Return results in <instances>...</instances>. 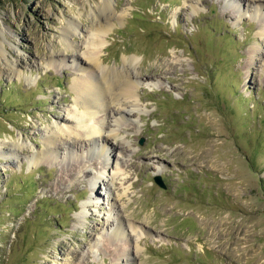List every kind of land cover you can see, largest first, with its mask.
Returning <instances> with one entry per match:
<instances>
[{
	"label": "rangeland",
	"instance_id": "1",
	"mask_svg": "<svg viewBox=\"0 0 264 264\" xmlns=\"http://www.w3.org/2000/svg\"><path fill=\"white\" fill-rule=\"evenodd\" d=\"M104 16L102 65L138 73L136 107L107 160L98 139L63 136L36 161L70 125L77 58ZM262 32L264 0H0V264H115L127 238L109 241L106 220L124 186L134 264H264ZM113 168L127 182L110 191L97 176Z\"/></svg>",
	"mask_w": 264,
	"mask_h": 264
},
{
	"label": "bare ground",
	"instance_id": "2",
	"mask_svg": "<svg viewBox=\"0 0 264 264\" xmlns=\"http://www.w3.org/2000/svg\"><path fill=\"white\" fill-rule=\"evenodd\" d=\"M104 1L105 4L108 5L110 0ZM106 18L107 16L97 17L98 23H95L96 26L93 27L90 36L87 37L86 49L82 53V56L77 58V69L81 73L74 78L73 81L76 107L74 110L69 111L67 118H65V121L70 123V125L65 124L64 126H61L55 124V128L44 135V152L34 154L33 159H36V161L41 159V157L45 159V157L54 156L56 158L58 155V149L64 145L62 142L63 136L71 139L73 143L78 142L79 138H81L82 140H89L94 144L95 139H98L100 142L101 153L107 160L112 153L110 149L115 145L112 140H115L119 136V130L115 126H118L119 121L122 118L124 119V116L130 114L136 107V103L133 101L137 98L134 97L133 90L135 82L138 80V73L134 70H128L126 67H110L102 65L100 52L102 51V48H104L103 43L105 41L103 42L101 39L100 32L105 26L106 22L104 20H106ZM77 31L78 26L72 21L63 28L62 42L64 43V49L71 48L72 42L69 38L75 36ZM261 34H264V32ZM72 49H74V47ZM16 66L7 61V67H9L8 69L11 71H15ZM111 104H117L120 107H124L113 111V109L110 108ZM76 108L79 111H77ZM96 111L103 113L97 123L92 121ZM103 117H110V122L106 121L107 123L104 124ZM123 141H125V139ZM19 146H22L21 143L11 144L9 155L16 156L18 153L17 148ZM126 148L128 147L126 146ZM115 159H117V157H115ZM104 165V168H106L108 162H104ZM112 170H114V168ZM99 174L100 175L97 176V178L100 179L110 191L112 190V186L116 179L119 181L118 184L120 185L127 182L123 173L118 174L117 168L111 172L112 175L110 178L102 176L103 172H100ZM105 178H107V180H105ZM95 184L96 182L93 183L92 187L94 201L91 203H93L95 209L98 211V207L101 205L98 201L101 193L94 187ZM127 190L128 186H124L117 194L113 193L110 203H113L115 211L113 215L115 218L110 221L106 220L107 227L110 229L109 241H120L124 236L127 238V245L125 244V247L122 249H117L116 253L113 254L116 261L115 264H134L135 256L140 255V252L138 251L139 243L136 242L135 244H132L131 241V233L135 231L136 227L134 226V221H124L118 212V209H120L118 199L120 200V196H126ZM126 226L130 228L132 232H128Z\"/></svg>",
	"mask_w": 264,
	"mask_h": 264
},
{
	"label": "water",
	"instance_id": "3",
	"mask_svg": "<svg viewBox=\"0 0 264 264\" xmlns=\"http://www.w3.org/2000/svg\"><path fill=\"white\" fill-rule=\"evenodd\" d=\"M142 139L140 140V143H142ZM156 183L160 186V187H162V188H164V184H163V182L160 180V179H156Z\"/></svg>",
	"mask_w": 264,
	"mask_h": 264
}]
</instances>
